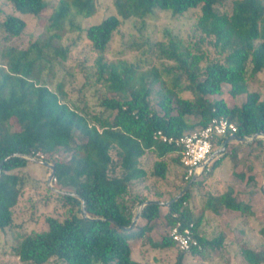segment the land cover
Here are the masks:
<instances>
[{
  "label": "trees",
  "instance_id": "obj_1",
  "mask_svg": "<svg viewBox=\"0 0 264 264\" xmlns=\"http://www.w3.org/2000/svg\"><path fill=\"white\" fill-rule=\"evenodd\" d=\"M6 1L14 10L0 25L8 39L24 34L27 22L22 16L40 17L50 7L46 0ZM94 1L60 0L49 16L45 36L31 40L25 49L9 46L2 51L0 231L14 221V208L21 193V178L15 171L25 168L32 157L54 167V179L60 192H64H59L58 197L70 215L65 220L48 217L45 230L24 235L15 248L21 263L47 264L56 258L61 264H149L133 258V242L142 243L148 233L146 241L151 249L177 248V264H183L188 254L219 248L224 241L223 236L208 239L200 230L203 216H197L190 207L191 191L198 179L177 202L148 204L133 231L124 228L133 225L143 204L160 201L157 185L167 179L166 158L176 155V149L157 141L154 136L158 131L180 138L222 116L236 124L238 137L264 134V97L249 91V79L264 70V0H234L230 12L217 9L222 0H116L118 16L111 15L86 32L99 54L94 83L106 95H114L102 100L106 114L89 115L65 102L62 85L53 90L42 81V75L56 60H67L68 50L58 44L61 32L66 22L73 23L76 16L91 17ZM197 9V28L204 36L201 39L218 55L206 66L201 65L205 52L193 50L169 34L166 40L151 45L156 58L164 64L162 70L153 67L142 71L126 60H106L105 52L123 20L145 19L158 10L183 15ZM163 74L170 75V79H163ZM223 85L231 87L229 93L234 99L246 94V101L230 106L222 98ZM215 96L220 98L214 99ZM77 135L81 141L73 144ZM248 145L262 146L264 137ZM223 153L217 167L222 160H236L239 156L235 149ZM38 154L45 155V159ZM146 154L156 158L152 171L143 166ZM58 155L63 157L57 160ZM174 162L182 167L179 155ZM235 175L245 179L243 172ZM151 179H155L153 186L147 184ZM137 183H146L141 192H135ZM188 183L167 202L174 200ZM151 189H157L155 197H151ZM83 201L89 219L85 218ZM163 208L167 209L164 217L170 230L179 221L194 225L199 247L182 252L170 233L162 240H153L150 233L161 219ZM206 208L253 214L250 204L235 197L233 187L217 196L210 195ZM260 235L264 244V228ZM242 256L247 264H264V249L245 245Z\"/></svg>",
  "mask_w": 264,
  "mask_h": 264
},
{
  "label": "rangeland",
  "instance_id": "obj_2",
  "mask_svg": "<svg viewBox=\"0 0 264 264\" xmlns=\"http://www.w3.org/2000/svg\"><path fill=\"white\" fill-rule=\"evenodd\" d=\"M46 1L50 7L40 17L22 16L27 22L26 30L22 36L8 39L0 27V61L2 51L6 47L15 46L25 49L31 40L46 35L49 16L53 7L60 0ZM115 1L95 0V12L91 17L76 16L73 23L66 22L58 44L68 50V58L67 60H56L42 75V81L46 82L51 89L56 90L58 86L62 85L65 102L78 110H84L89 115L106 114L102 100L105 96L114 97V95H106L104 89L94 83L97 72L95 61L99 54L87 39L86 32L89 27L101 23L109 16H118ZM233 1L222 0L217 9L220 12H230ZM9 14H14L13 8L6 0H0V25ZM199 15V9L191 10L183 15H174L168 11L158 10L145 19L123 20L105 52V58L109 62L126 60L138 65L142 71L153 67L162 70L164 64L156 58L151 45L166 40L169 34L182 39L193 50L199 48L200 52H205L206 59L201 63L204 67L218 55L206 40L202 41L201 39L204 36L197 28ZM162 78L170 79V75L163 74ZM230 89L229 85H223L222 98L230 106L241 105L246 101V94L234 99L229 93ZM249 91L259 92L262 98L264 97V70L256 77L249 79ZM184 96L190 97L189 94H184ZM154 104L156 105V102ZM200 129L197 128L195 131ZM228 137L216 138L213 153L223 147L225 142L220 146L221 142ZM80 141V136L77 135L73 144ZM248 144L231 142L228 147L233 145L235 147L227 148L226 151L230 152L235 149L239 155L238 158L236 160L224 159L217 167L216 162L224 156V153H221L210 160L208 165L210 171H205L198 177L199 181L191 191L190 207L196 210L197 216H203L201 232L208 239L223 236L224 241L219 248L204 250L197 255L188 254L183 264H247L242 256V248L245 245L256 250L264 249L260 235V230L264 228V145L249 146ZM61 157L63 155H58L56 159ZM175 157L174 154L167 156L168 177L157 185L161 202H167L178 193L179 187L186 185L183 181V169L174 162ZM155 160L154 155L146 154L142 158L143 166L152 171ZM15 172L21 178V193L18 204L14 208L13 224L0 231V264H24L15 254V248L21 238L33 231L45 230L48 217L65 220L70 215L69 208L58 197L60 186L56 181H52L53 188L48 183L52 174L50 168L41 161L34 162L30 159V163L25 168ZM235 172H243L245 179L240 180ZM251 176H253L252 180H250ZM154 180L147 181V184L153 186ZM145 184L137 183L135 192H141ZM229 187L234 188L237 199L250 204L252 215H242L239 212L226 209L215 212L206 208L210 195L217 196ZM157 189H151V197H155ZM166 212L167 209L163 208L161 219L156 221V226L150 233L153 240L159 241L163 237L169 236L170 227L164 217ZM148 235V233L144 235L142 243L133 242L134 259L149 264H177L178 249L164 251L151 249L146 241ZM47 264L61 263L58 259L53 258Z\"/></svg>",
  "mask_w": 264,
  "mask_h": 264
},
{
  "label": "built area",
  "instance_id": "obj_3",
  "mask_svg": "<svg viewBox=\"0 0 264 264\" xmlns=\"http://www.w3.org/2000/svg\"><path fill=\"white\" fill-rule=\"evenodd\" d=\"M237 131L235 123L218 116L213 118L205 128L185 134L180 138L169 137L162 131H158L154 138L175 147V153L180 156V162L184 168V180L190 182L195 176L198 178L203 172L210 171L208 165L216 138L233 136ZM38 155L41 159H45V155ZM53 181L56 180L53 179ZM193 229L192 223L186 226L180 221L171 227L170 237L182 252H190L192 248L199 247Z\"/></svg>",
  "mask_w": 264,
  "mask_h": 264
},
{
  "label": "water",
  "instance_id": "obj_4",
  "mask_svg": "<svg viewBox=\"0 0 264 264\" xmlns=\"http://www.w3.org/2000/svg\"><path fill=\"white\" fill-rule=\"evenodd\" d=\"M264 137V134L263 133H259V134H256L252 137H238L236 135H233V136H229L226 141H225V144L223 145V147L221 149H219L218 151L214 152L210 158V160H213L216 156H218L219 154L223 153L225 150H226V147L229 143L231 142H234V141H237V142H241V143H249L251 141H255L259 138H262ZM15 155H12L10 157H13ZM34 162H36L35 159H32ZM46 166L50 167L51 170H52V174L50 175L49 177V180H48V183L49 185L52 187V181L54 179V176H55V169L52 165L50 164H47V163H44ZM2 168H3V164L0 166V175H1V171H2ZM197 180V176H195L189 183L188 185L186 186V188L181 192L179 193L175 198L174 200L170 201V202H161V201H148L146 202L145 204H143L141 206V210L138 212L137 216L135 217L134 221H133V225L129 228H124L125 231L127 232H131L133 231V229L135 228V225L137 224L138 220L140 219V216H141V211L143 209L144 206L148 205V204H152V203H156V204H159V205H170L171 203L173 202H177L180 198H182L189 190L190 188L193 186L194 182ZM53 188V187H52ZM55 190V189H54ZM57 191V190H55ZM264 191V189H263ZM59 192V191H58ZM60 193H63L64 192H60ZM83 212L85 214V218L86 219H89L88 215H87V212H86V204H85V201H83Z\"/></svg>",
  "mask_w": 264,
  "mask_h": 264
},
{
  "label": "crops",
  "instance_id": "obj_5",
  "mask_svg": "<svg viewBox=\"0 0 264 264\" xmlns=\"http://www.w3.org/2000/svg\"><path fill=\"white\" fill-rule=\"evenodd\" d=\"M235 142H237V141H235ZM230 145V143L228 144V146ZM227 146V147H228ZM231 147H235L234 145L233 146H231ZM231 147H228V148H231ZM198 179V178H197ZM133 258H134V252H133ZM138 261V260H137Z\"/></svg>",
  "mask_w": 264,
  "mask_h": 264
}]
</instances>
